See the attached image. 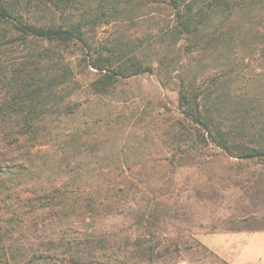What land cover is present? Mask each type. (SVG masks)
<instances>
[{
	"label": "trees",
	"instance_id": "obj_1",
	"mask_svg": "<svg viewBox=\"0 0 264 264\" xmlns=\"http://www.w3.org/2000/svg\"><path fill=\"white\" fill-rule=\"evenodd\" d=\"M259 1L0 0V264L35 259L33 253L28 257L11 249L26 229L36 234L76 214L93 220L94 213L113 207L108 197H127L130 192L127 185L113 187L112 196L102 189L85 191L77 184L80 173L68 178L72 186L68 182L40 185L32 189L37 193L30 198L21 196V187H16L24 178L39 177V171H44L50 158L40 154V145L50 136L61 144L67 158L64 166L70 156L92 146L84 137L83 124H62L75 110L70 99L79 89L74 67L63 52L72 45L93 51L88 63L95 73L87 84L92 96L108 95L121 80L165 67L176 55L183 57L177 92L180 117L165 129L166 141L175 148L172 157L190 161L214 148L264 168V87L255 86L253 70L241 69L227 56L230 50L247 49L264 56V25L223 24ZM137 20L148 21L152 27L141 37L127 36L128 24L132 21L133 27ZM109 23L110 38L96 46L94 31ZM181 40L183 47L178 45ZM155 42L162 47H155ZM212 54L216 62L209 66L206 60ZM150 57H155L156 66ZM143 201L133 211V226L141 231L133 244L151 258L158 246L151 241L156 238L153 230L175 211L171 208L175 204ZM228 220V224L238 222ZM247 220L248 225L233 231L264 230V225L253 223L257 217L243 222ZM64 239L60 236L58 241ZM171 243L175 250H206L190 233H176ZM77 259L78 264H94Z\"/></svg>",
	"mask_w": 264,
	"mask_h": 264
},
{
	"label": "rangeland",
	"instance_id": "obj_2",
	"mask_svg": "<svg viewBox=\"0 0 264 264\" xmlns=\"http://www.w3.org/2000/svg\"><path fill=\"white\" fill-rule=\"evenodd\" d=\"M244 12L223 24L264 25V0ZM149 27L152 25L148 21L137 20L133 27L131 21L126 35L141 37ZM111 28L112 23L97 27L93 37L96 46L110 38ZM182 42L179 41V47H183ZM154 46L162 47L157 42ZM63 52L74 67L79 89L70 99L75 110L70 120L62 124H83L84 137L92 146L81 155L70 156L71 161L68 159L64 166L67 158L63 157L61 144L50 136L40 145V154L50 158L44 171H39V177L24 178L16 187H21V196L30 198L37 193L32 189L40 185L68 182L72 186L68 178L74 179L80 173L77 184L85 191L102 189L112 196L113 187L127 185L130 192L127 197H108L107 201L114 202L113 207L94 213L93 220L76 214L75 218H63L67 225H46L36 234L26 229L18 237V245L12 243L11 249L28 257L33 253L35 259L19 264H78L81 261L77 258L94 264H264V230L233 231L248 225L251 219L243 220L253 216L257 217L255 225H264L261 164L225 155L214 148L190 161L172 157L175 148L166 141L165 129L180 117L177 92L183 57L176 55L165 67H154L121 80L108 95L92 96L87 84L95 73L88 63L93 51L72 45ZM211 56L206 60L209 66L216 62V54ZM227 56L241 69L253 70L255 86L264 87L263 55L247 49L230 50ZM149 59L157 65L155 57ZM167 157L171 158L170 164L166 163ZM143 198L151 204H175L171 206L175 211L167 213L156 225L157 231L153 230L156 238L151 241L158 246L151 258L142 255L133 244L137 233H141L133 226V211L146 203ZM229 218L238 222L228 224ZM178 232L193 234L206 250H175L171 242ZM60 236H65L63 242L58 241ZM61 251L65 253L60 254Z\"/></svg>",
	"mask_w": 264,
	"mask_h": 264
}]
</instances>
